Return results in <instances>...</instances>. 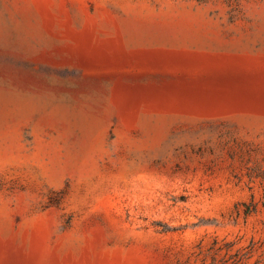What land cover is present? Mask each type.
<instances>
[{
	"label": "rangeland",
	"instance_id": "1",
	"mask_svg": "<svg viewBox=\"0 0 264 264\" xmlns=\"http://www.w3.org/2000/svg\"><path fill=\"white\" fill-rule=\"evenodd\" d=\"M0 264H264V0H0Z\"/></svg>",
	"mask_w": 264,
	"mask_h": 264
}]
</instances>
